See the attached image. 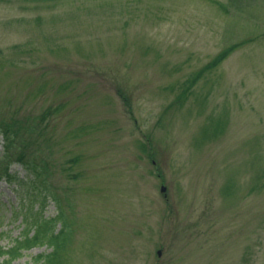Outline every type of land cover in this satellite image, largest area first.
I'll return each instance as SVG.
<instances>
[{"label": "rangeland", "instance_id": "374dc122", "mask_svg": "<svg viewBox=\"0 0 264 264\" xmlns=\"http://www.w3.org/2000/svg\"><path fill=\"white\" fill-rule=\"evenodd\" d=\"M60 103L44 213L74 220L66 264H264V0H0V117ZM14 186L0 180V214Z\"/></svg>", "mask_w": 264, "mask_h": 264}, {"label": "trees", "instance_id": "16d2710c", "mask_svg": "<svg viewBox=\"0 0 264 264\" xmlns=\"http://www.w3.org/2000/svg\"><path fill=\"white\" fill-rule=\"evenodd\" d=\"M220 5L223 9L225 8L224 5ZM241 44L236 43L225 47L203 67L191 73L183 81L174 100L164 111L173 106L182 105L191 95L196 82L204 78L208 71L214 69ZM62 106V103L55 107L48 106L38 114L26 115L21 118L14 115L6 119L0 117V135L2 138L0 180L4 179L7 183L14 182L13 189L18 195V202L15 205L4 207L3 213L0 214V225L4 217H7L10 222L19 216V224L22 225L19 235L14 236L9 245H0V257H2L0 264H22L15 262V260L22 256L24 250L43 245L51 248V250L37 254L34 262L26 264H66L70 259L66 254V248L70 247L74 236L73 218L66 214L60 204L56 215L46 216L44 213L49 199L57 200L51 191V184L48 182L53 163L49 153L45 152L51 149V144L45 137L44 123L52 114L59 112ZM216 125L220 124L217 122ZM223 128L216 131L214 136L222 132ZM84 129V126L76 128L79 131L78 134ZM141 149L146 150L145 144L142 142ZM150 154L152 156V152ZM78 159L79 156H75L70 158L69 162ZM12 163L21 164L25 173L20 175L16 170H11ZM58 201L60 200L58 199ZM68 207H71L70 204ZM3 232L5 231H0V233Z\"/></svg>", "mask_w": 264, "mask_h": 264}, {"label": "water", "instance_id": "95a60500", "mask_svg": "<svg viewBox=\"0 0 264 264\" xmlns=\"http://www.w3.org/2000/svg\"><path fill=\"white\" fill-rule=\"evenodd\" d=\"M165 189H166L165 185H161V190H165ZM157 253L158 255L161 253L160 249L157 251Z\"/></svg>", "mask_w": 264, "mask_h": 264}]
</instances>
